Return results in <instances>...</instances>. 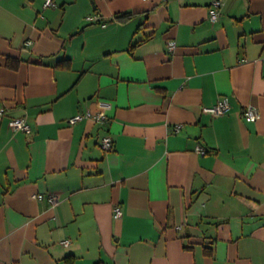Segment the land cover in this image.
Returning a JSON list of instances; mask_svg holds the SVG:
<instances>
[{
  "label": "crops",
  "instance_id": "1",
  "mask_svg": "<svg viewBox=\"0 0 264 264\" xmlns=\"http://www.w3.org/2000/svg\"><path fill=\"white\" fill-rule=\"evenodd\" d=\"M45 1L0 0V264H264V0Z\"/></svg>",
  "mask_w": 264,
  "mask_h": 264
},
{
  "label": "built area",
  "instance_id": "2",
  "mask_svg": "<svg viewBox=\"0 0 264 264\" xmlns=\"http://www.w3.org/2000/svg\"><path fill=\"white\" fill-rule=\"evenodd\" d=\"M52 0H46L44 6L48 7L52 5ZM221 6V1L220 0H213L210 7V14H209V19L211 22H215L218 19L219 13L218 9ZM89 20H92V18H89ZM29 43V42H28ZM168 50L173 51L175 48V44L173 41H170L168 43ZM230 110V103L228 98L224 97L221 100L217 102L214 106L211 107H204L203 112L206 114H209L211 116H221L226 114ZM5 114L4 108L0 107V117ZM260 117L259 111L256 107L254 106H246L243 110L242 118L245 122L250 123V122H255L258 120ZM83 119H91L97 123H103L106 121L107 117L104 112H86L85 114H77L74 117L70 118L68 120V123L70 125H74L75 123L83 120ZM9 126L12 130L14 131H22V132H29L30 131V126L28 122L26 121L25 118H14L9 122ZM176 131L180 129V126L175 127ZM101 148L106 151V152H111L114 149V142L113 139L107 135L102 138L101 142ZM200 153H204L200 148L198 149ZM37 198L41 199L42 196L38 195L36 196ZM49 200L52 204L56 205L57 204V198L54 196H49ZM121 216V209L119 207H116L114 210V217L118 218ZM65 244L68 243V241L64 242Z\"/></svg>",
  "mask_w": 264,
  "mask_h": 264
},
{
  "label": "trees",
  "instance_id": "3",
  "mask_svg": "<svg viewBox=\"0 0 264 264\" xmlns=\"http://www.w3.org/2000/svg\"><path fill=\"white\" fill-rule=\"evenodd\" d=\"M136 14L137 12H127V13L116 15L115 19L121 22H126L128 20H131Z\"/></svg>",
  "mask_w": 264,
  "mask_h": 264
}]
</instances>
